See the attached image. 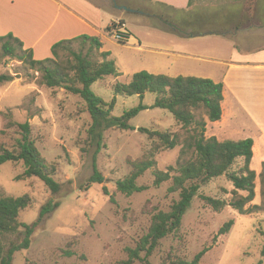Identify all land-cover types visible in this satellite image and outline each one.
<instances>
[{
	"label": "rangeland",
	"instance_id": "rangeland-1",
	"mask_svg": "<svg viewBox=\"0 0 264 264\" xmlns=\"http://www.w3.org/2000/svg\"><path fill=\"white\" fill-rule=\"evenodd\" d=\"M96 2L111 9L115 3L120 5L119 0ZM256 5L259 17L264 18V0L256 1L253 6ZM127 27L131 29L133 25L128 22ZM103 41L104 50L109 51V58L116 61L119 74L97 80L92 84V90L107 103L115 98L112 110L115 116H121L140 103L147 108L132 119L136 129L109 128L102 132V139L96 134L95 140L89 132L92 117L82 98L64 88H52L42 83L40 71L19 59L3 56L0 42V74L14 77L12 81L0 84V131L11 118L20 122L28 120L39 150L48 161L56 164L55 179L62 184L59 192L52 193L38 177L16 179L24 170L22 163L8 161L0 166V190L15 196L29 194L35 200L32 207L21 212L23 223L32 224L46 202L60 201V206L36 228L30 247L15 253L13 264H120V260L126 257L125 248L135 245L147 232L152 213L169 210L179 199L178 193H168L170 181L154 185V172L167 171L170 165L177 164L181 144L157 153L156 165L138 179L140 185L147 186L145 190L132 195L117 190L116 180L132 170L129 160L142 157L152 144L148 135L140 132L138 127L177 131L180 142L190 131L182 127L171 111L154 106L155 93L147 92L143 98L116 95L113 85L130 82L133 75L142 70L181 75L176 65L181 62L171 64V60L159 53L117 42L110 31L109 37ZM71 50L89 53L95 60L104 59L101 51L90 50L89 42L71 44L69 49L61 51L62 57H72ZM183 63L186 71H193L191 60L185 59ZM197 118L210 124L202 111L198 112ZM208 135L207 127L205 136ZM3 138L9 136L0 134V140ZM241 164L242 158H238L236 166ZM95 166L105 177L103 183L89 182ZM251 168L259 175L255 180L256 196L249 205L261 206L262 164L257 157ZM103 186H107L109 194L104 192ZM233 188L226 176L203 185L193 198L178 235H170L161 241L150 257L151 264H162V258L168 252L191 261L204 248L208 249L202 258L203 264H264V208L261 206L253 213L243 214L227 205L221 211H214L199 196L207 194L230 203L237 198ZM240 194L245 192L240 191ZM228 222H232L230 229L219 235Z\"/></svg>",
	"mask_w": 264,
	"mask_h": 264
},
{
	"label": "trees",
	"instance_id": "trees-1",
	"mask_svg": "<svg viewBox=\"0 0 264 264\" xmlns=\"http://www.w3.org/2000/svg\"><path fill=\"white\" fill-rule=\"evenodd\" d=\"M111 29L110 26L108 31ZM0 42L3 56L19 59L40 71L42 83L52 88H64L68 93L82 98L92 117L89 132L94 140L97 135L102 139V132L109 128L136 129L131 123L132 119L141 110L146 109V105L140 103L126 110L121 116H115L112 113L115 98L111 103H107L91 88L97 80L108 76L116 77L119 74L116 61L109 58V51L101 52L104 58L101 61L92 59L89 53L84 54L82 51L71 50L72 57H62L61 51L69 49L75 42L81 44L89 42L90 50L95 48L100 51L103 46L100 37L84 34L60 40L53 44L52 56L45 59H36L33 50L25 48L23 41L13 33L0 36ZM13 79L11 74H0V84ZM113 88L116 95H138L141 98L147 92L155 93L154 106L171 111L182 127L190 131L187 138L180 142L177 131L138 127L140 132L148 135L152 144L142 157L129 160L132 170L124 178L116 180L117 190L126 195L145 190L147 186L140 185L138 179L156 165L157 153L181 144L177 164L170 165L167 171L154 172V185L160 186L163 182L170 181L168 193H178L179 199L173 202L169 210H156L152 213L147 232L136 241L135 245L125 248L126 257L120 260V264H137V262L151 264L150 257L161 241L170 235H178L193 198L203 185L214 178L226 176L234 185L233 194L237 195V198L229 203L224 198L200 194L202 200L214 211H221L227 205H231L243 214L253 213L261 206L264 208V160L260 172L263 204L249 205L256 196L257 173L251 168L253 139L219 140L216 136L206 137L207 123L204 119L197 118L198 112L202 111L210 121L221 119L224 99L222 82H215L206 77L170 76L142 70L136 72L130 82H117ZM0 134L3 137L9 136L0 140V166L8 161L13 164L22 163L24 170L16 176V179L27 180L38 177L46 183L52 193L61 190L62 184L55 179L57 166L48 161L39 150L33 136L32 125L28 120L20 122L11 118ZM238 158H242L240 166H236ZM104 181L105 177L95 166L89 182ZM103 190L106 194L110 193L107 186H103ZM240 191L245 194H240ZM111 200L114 201L113 195ZM34 203V198L29 194L15 196L0 190V264H13L15 253L30 247L36 228L60 206V201L46 202L41 208L39 217L32 224H25L20 220V214ZM231 225L232 222L226 223L219 235L226 233ZM207 249L198 252L191 261L168 252L163 256L162 264H203L202 258Z\"/></svg>",
	"mask_w": 264,
	"mask_h": 264
},
{
	"label": "crops",
	"instance_id": "crops-1",
	"mask_svg": "<svg viewBox=\"0 0 264 264\" xmlns=\"http://www.w3.org/2000/svg\"><path fill=\"white\" fill-rule=\"evenodd\" d=\"M119 2L133 11L116 3L111 9L96 0H0V36L13 33L36 59L52 56L54 43L84 34L100 37L102 52L108 28L123 21L131 36L127 44L159 53L171 64L181 62L176 64L178 74L223 83L222 117L209 120L208 137L252 138V161L257 157L262 164L264 18L258 15L259 7L248 0ZM185 59L191 60L192 72L186 71Z\"/></svg>",
	"mask_w": 264,
	"mask_h": 264
},
{
	"label": "built area",
	"instance_id": "built-area-1",
	"mask_svg": "<svg viewBox=\"0 0 264 264\" xmlns=\"http://www.w3.org/2000/svg\"><path fill=\"white\" fill-rule=\"evenodd\" d=\"M111 27L112 29L110 32L114 40L123 44H127L129 42L131 36L126 28V24L123 21H115Z\"/></svg>",
	"mask_w": 264,
	"mask_h": 264
},
{
	"label": "water",
	"instance_id": "water-1",
	"mask_svg": "<svg viewBox=\"0 0 264 264\" xmlns=\"http://www.w3.org/2000/svg\"><path fill=\"white\" fill-rule=\"evenodd\" d=\"M116 7L120 8V9L132 10L133 11V9L129 8L127 5H121V6H119V5L116 4Z\"/></svg>",
	"mask_w": 264,
	"mask_h": 264
}]
</instances>
